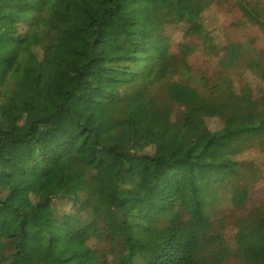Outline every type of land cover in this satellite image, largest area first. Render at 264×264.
I'll use <instances>...</instances> for the list:
<instances>
[{
  "label": "trees",
  "instance_id": "obj_1",
  "mask_svg": "<svg viewBox=\"0 0 264 264\" xmlns=\"http://www.w3.org/2000/svg\"><path fill=\"white\" fill-rule=\"evenodd\" d=\"M215 4L0 0V264H264V202L240 159L264 151V45L195 68L194 48H217ZM239 9L264 40V4ZM170 25L191 42L172 50Z\"/></svg>",
  "mask_w": 264,
  "mask_h": 264
},
{
  "label": "rangeland",
  "instance_id": "obj_2",
  "mask_svg": "<svg viewBox=\"0 0 264 264\" xmlns=\"http://www.w3.org/2000/svg\"><path fill=\"white\" fill-rule=\"evenodd\" d=\"M240 0H219L220 4L213 5L204 14V24L208 33L212 37L213 43L217 46L213 54L204 53L201 48H194L191 62L195 68L202 70L209 69L215 71L218 65L217 56L220 58V64L231 67L238 60L234 52V44H243L246 49L253 52L259 50L264 45L261 30L253 25H241V11L239 9ZM264 4V0H258ZM23 24H29V18L23 15L21 19ZM187 25L167 26L165 35L169 38L172 50H177L180 42H191L188 38ZM198 39L195 40L198 43ZM200 42V41H199ZM241 76H237V84L249 82L256 91L262 85L259 80L249 71L243 68L238 69ZM264 84V83H263ZM202 125L210 130H217L221 127V121L208 114H203L200 119ZM241 160H249L254 165V178L250 180V195L253 203L264 202V151L253 149L240 155ZM57 209L61 213H71L74 211L72 203L68 200H57ZM224 264H251L246 263L239 258H228Z\"/></svg>",
  "mask_w": 264,
  "mask_h": 264
}]
</instances>
